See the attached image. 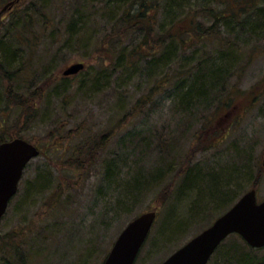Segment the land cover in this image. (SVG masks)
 <instances>
[{"label": "rangeland", "instance_id": "rangeland-1", "mask_svg": "<svg viewBox=\"0 0 264 264\" xmlns=\"http://www.w3.org/2000/svg\"><path fill=\"white\" fill-rule=\"evenodd\" d=\"M9 1L12 0L0 3V34L15 13L14 8L1 13ZM30 1L34 0H19L18 5H27ZM71 6L64 0L49 2L47 13L53 19L51 29L55 31L53 35L51 29L46 33L35 52L22 56L28 69L18 82V91L28 96L38 85L50 83L51 87L45 88L33 122L25 126L20 120L14 121L6 135L20 134L29 142L40 143L42 154L25 167L17 193L0 222V264H21L13 252L5 260L1 257V252L10 250L4 247L7 240H13L10 243L16 247L15 253L29 258L27 264H102L123 228L149 211L157 212L156 219L134 264H161L252 189V180L259 170L260 181L253 189L258 201L264 199V94L255 98L247 112L240 110L255 91L263 88L260 78L264 75V53L249 61L248 48H241L242 57L237 63L244 73L237 86L247 92L242 95L245 103L235 105L233 114L224 112L221 116L216 107H208L206 112L195 104L203 111V117L209 119L206 129L196 133L203 117L189 121L178 110V99L172 97L170 89L153 91L151 95L156 79L147 77L141 62L124 72V78L115 79L119 73L114 75L113 66H109L112 55L102 53L94 43L95 38L104 34L105 23L92 24V34L96 36L93 41L86 35L79 37L76 44L64 43ZM204 47L205 53H212L215 48L208 43ZM201 54L200 50L198 55ZM104 57L109 61L104 62ZM74 63L84 64V69L71 77L65 89L60 88L63 71ZM108 67L110 79L100 80L102 70ZM171 68L176 70L177 64ZM159 71L158 80L164 71L168 72L166 68ZM235 80L230 83L234 84ZM138 100L145 103L139 104ZM4 105L0 101V109ZM2 110L13 118L20 112L12 106ZM190 122L187 129L186 124ZM78 126H82L80 134L72 133ZM49 132L52 139L47 138ZM65 132L70 133L71 139L51 147ZM106 133H111L107 144L91 162H84L83 172L69 167L70 159L74 158L70 151L73 146L80 145L88 136ZM159 138L175 141L168 145L170 151L157 147ZM194 169L211 175L202 177L189 172L184 183H201L200 193L205 194L219 188L226 171L240 177L230 187L231 192L226 193L221 187L216 200L207 206L202 200L199 207L205 209L192 219L188 216L189 208L179 204L186 196L181 192L182 170L184 173ZM44 171L51 173L50 188L37 193L32 188L30 197L24 199L37 174ZM137 188H140L138 197L131 196L129 192ZM176 214L184 222L175 224ZM229 237L226 244L235 240L244 242L237 235ZM245 246L259 256L264 252L246 243ZM225 263L218 255L208 262Z\"/></svg>", "mask_w": 264, "mask_h": 264}, {"label": "trees", "instance_id": "trees-1", "mask_svg": "<svg viewBox=\"0 0 264 264\" xmlns=\"http://www.w3.org/2000/svg\"><path fill=\"white\" fill-rule=\"evenodd\" d=\"M5 1L0 0V3L3 4ZM64 1L72 5L71 15L65 25V44H76L79 37L86 35L91 36L88 40L93 41L96 36L92 34V24L105 23L107 28L103 30L104 34L95 38L94 43L102 53L112 55L109 66H113L112 73L114 75L119 73L115 79L124 78V72L132 70L137 63L141 62L143 72L147 77L151 76L153 78L150 79H156L150 94L152 95L153 91L156 93L160 90H172V97L178 99L176 101L178 110L183 111L189 121H199V118L203 117L202 110L208 112V107H216L215 109L219 110L221 116L224 112L227 114L235 112V105L245 103L242 95L247 92H243L237 86L242 73H244L237 60L242 57L240 51L243 47L248 48L249 61L254 56L264 53V0ZM18 2L12 6L15 13H12L11 21L4 27V33L0 34V101L5 104L0 110L12 106L19 109L20 112L13 118L10 114H4L5 111H0V143L17 138L29 142L20 134H15V137H6L13 128L9 125L19 120L25 126L32 123L35 119L36 106L42 100L45 88L51 87L48 86L50 83L38 85L36 90L27 94L28 96L18 91V82L28 69L24 57H22L23 54L35 52L46 33L52 28L53 19L48 16L47 5L53 0H34L27 5H18ZM98 6H100L99 9ZM92 15L97 18L89 19ZM85 25L90 27L85 28ZM54 31L51 29L52 35ZM207 43L215 47L212 53L204 52V45L207 47ZM200 50L202 54L198 55ZM103 60L104 62L109 61V58L104 57ZM172 64H177L176 70H172ZM110 67L102 70L104 73L101 74L100 80L108 82L110 76L107 71ZM165 68L168 72L164 71L158 80L156 75L160 73V69ZM71 77L63 76V86L60 88L65 89ZM232 79H236L234 84L230 83ZM260 80V86L263 85V88L258 91L253 90L254 94L251 95L248 103L240 109L241 111L247 112L255 98L264 94V75ZM172 81L174 82L172 83ZM167 85L169 87L165 88L164 86ZM143 102V100H138L139 104ZM197 103L202 106V110L195 106ZM203 119V123L196 133H202L206 129V121L209 119L205 117ZM191 122L186 124L187 129ZM81 129L82 126H78L72 133L79 135ZM53 131L56 134L59 133V129ZM70 133L61 134V137L55 139L50 146L57 147L63 141L71 139ZM110 136L111 133L99 137L88 136L80 145L73 146L70 151L74 158L70 159L69 167L83 172L85 170L84 162H91L92 158H95L107 144ZM51 137L52 134L49 132L47 138L52 139ZM174 142L170 138L168 140L159 138L157 147L160 150L170 151L168 145ZM29 143L37 147L38 156H40L42 145L34 144L31 141ZM145 143V141H141L142 145ZM45 172L37 174L32 187L27 189L24 199L30 197L32 188L36 193L45 192L50 188L51 173L45 174ZM189 172H196L202 177L209 176L211 173L201 174L195 169L186 170L183 173L182 170L181 175L184 177L181 180L183 183L181 192H184L186 196L179 205H183L187 210L189 208V214H187L192 219L205 209L202 206L199 207L202 200H204L202 202L205 206L212 200H216L221 187L226 193L231 192L230 187L239 182L238 178L240 177L237 173L226 171L224 172L225 180L219 188L216 187V191L209 190L205 194L202 191L200 193L201 183H184ZM261 174L259 170L252 180V189L260 181ZM159 176L162 177L161 174ZM140 188L129 193L131 196L138 197ZM191 194L194 196L192 197ZM174 221L175 224L184 222L177 217V214ZM10 242L13 240L4 242V247H9L10 250L1 252L3 260L8 253L11 255L13 252L19 257L18 260L21 264H27L29 258L26 255H19L20 252L15 253L16 247ZM258 251H264V248ZM217 255L218 258L221 257L226 261L225 264H264V252L260 256L256 255L251 249H247L244 242L240 243L238 240L231 241L229 244H226L225 241L222 242L211 258ZM12 260L17 259L13 258Z\"/></svg>", "mask_w": 264, "mask_h": 264}, {"label": "water", "instance_id": "water-1", "mask_svg": "<svg viewBox=\"0 0 264 264\" xmlns=\"http://www.w3.org/2000/svg\"><path fill=\"white\" fill-rule=\"evenodd\" d=\"M17 2L7 3L1 13ZM83 69L84 64L74 63L62 75L74 76ZM38 154L37 148L23 139L0 143V219L17 193L24 168ZM155 219L156 211H149L131 220L118 235L102 264H134ZM231 235L239 236L252 249L264 248V199L257 200L255 189L246 191L210 226L161 264H208L215 250Z\"/></svg>", "mask_w": 264, "mask_h": 264}, {"label": "bare ground", "instance_id": "bare-ground-1", "mask_svg": "<svg viewBox=\"0 0 264 264\" xmlns=\"http://www.w3.org/2000/svg\"><path fill=\"white\" fill-rule=\"evenodd\" d=\"M37 148V147H36ZM38 150V149H37ZM39 155V154H38ZM5 215V214H4ZM4 215L1 217V219H0V222L2 221V218L4 217Z\"/></svg>", "mask_w": 264, "mask_h": 264}]
</instances>
